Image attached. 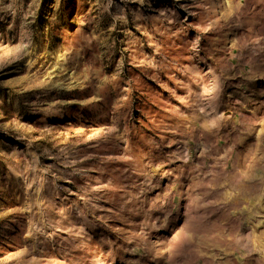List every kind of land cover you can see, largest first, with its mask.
Returning a JSON list of instances; mask_svg holds the SVG:
<instances>
[{
    "label": "rangeland",
    "instance_id": "rangeland-1",
    "mask_svg": "<svg viewBox=\"0 0 264 264\" xmlns=\"http://www.w3.org/2000/svg\"><path fill=\"white\" fill-rule=\"evenodd\" d=\"M0 264H264V0H0Z\"/></svg>",
    "mask_w": 264,
    "mask_h": 264
}]
</instances>
